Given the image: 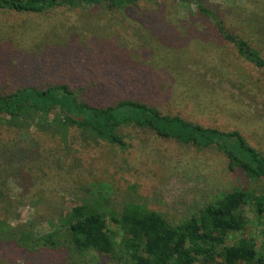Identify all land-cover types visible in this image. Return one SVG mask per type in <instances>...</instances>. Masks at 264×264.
I'll list each match as a JSON object with an SVG mask.
<instances>
[{
    "label": "rangeland",
    "instance_id": "rangeland-1",
    "mask_svg": "<svg viewBox=\"0 0 264 264\" xmlns=\"http://www.w3.org/2000/svg\"><path fill=\"white\" fill-rule=\"evenodd\" d=\"M201 1L226 31L264 57V0ZM60 84L76 89L78 101L95 104L126 93L147 99L165 115L236 131L264 156V73L238 58L193 4L141 0L122 9L89 5L39 14L0 11V94ZM55 113L46 119L33 115L20 129L5 127L6 118L0 117V151L7 145L34 153L21 164L20 176L18 165L8 168L0 161L8 192L0 210L5 232L22 225H30L31 237L61 232L69 209L92 199L113 212L124 203L140 204L172 225L233 189L264 201V178L229 170L216 149L159 139L130 126L120 130L123 147L72 128L64 135L45 131L43 124L53 123ZM244 213L249 222L240 236L253 237L258 246L264 242V205L259 217L252 207ZM107 229L113 255L73 253L62 240L55 247L25 251L0 239V264L127 261L118 247L120 229L109 221Z\"/></svg>",
    "mask_w": 264,
    "mask_h": 264
},
{
    "label": "trees",
    "instance_id": "trees-1",
    "mask_svg": "<svg viewBox=\"0 0 264 264\" xmlns=\"http://www.w3.org/2000/svg\"><path fill=\"white\" fill-rule=\"evenodd\" d=\"M138 1L141 0H0V11L39 14L60 7L89 5L122 9ZM174 1L193 4L200 16L211 19L216 31L230 43L238 58L264 73V57L257 55L241 38L226 31L201 0ZM126 94L129 96L95 104L86 99L78 101L77 90L66 84L48 86L44 90L21 88L10 94H0V117L6 118L2 120L5 127L20 129L28 127L27 122L33 115L46 119L56 110L53 123L43 124L45 131L64 135L72 128L117 147L124 146L121 128L130 126L159 139L198 149H216L225 157L229 170L239 171L251 179L264 178V156L252 149L236 131H218L178 115H165L147 99ZM33 157L29 147L6 145L0 151V161L6 167L18 165L15 168L17 176L21 174L23 161ZM7 196L6 181L0 178V210L5 204L3 198ZM263 203L262 197L233 189L172 225L140 204L124 203L120 211L113 212L98 199H92L69 209L61 232L31 237L30 225H22L8 233L0 223V239L14 242L25 251L30 247H55L62 240L73 253L113 255L115 244L107 229L109 221L122 233L118 247L123 249L127 259L115 264H264V242L256 246L253 237L240 236L249 222L244 209L252 207L259 217L263 213Z\"/></svg>",
    "mask_w": 264,
    "mask_h": 264
}]
</instances>
